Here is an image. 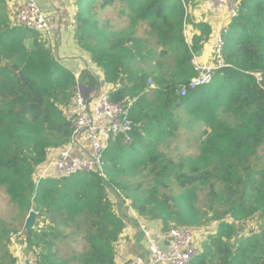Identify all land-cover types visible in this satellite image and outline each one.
Segmentation results:
<instances>
[{
	"label": "trees",
	"instance_id": "16d2710c",
	"mask_svg": "<svg viewBox=\"0 0 264 264\" xmlns=\"http://www.w3.org/2000/svg\"><path fill=\"white\" fill-rule=\"evenodd\" d=\"M195 1L77 0L78 46L102 71L106 86L118 87L112 101L131 104L137 128L130 144L118 140L106 151L104 176L36 184L35 171L48 155L73 141L65 109L76 86L96 88L100 78L88 68L75 76L39 33L12 26L8 5L0 0V188L21 214L35 211L44 220L31 241L39 264H70L54 250L57 225L68 220L84 227L85 239V251L70 261L117 264V245L130 221L127 201L162 232L215 224L190 264H264V0H241L225 36L228 67L209 86L182 97L179 91L195 77L193 55L212 33L198 22L200 34L187 42L184 29ZM114 7L128 26L117 32L108 18L103 28L111 32L104 34L100 12ZM139 25L159 51L145 47L135 34ZM137 60L152 69L132 68ZM182 127L196 133L198 153L176 161L162 147ZM175 185L178 195L171 193ZM199 191L207 193L204 210L195 205ZM114 201L124 214L115 212ZM247 221L258 230L238 231ZM0 238L8 241L7 232Z\"/></svg>",
	"mask_w": 264,
	"mask_h": 264
},
{
	"label": "built area",
	"instance_id": "2783aa9c",
	"mask_svg": "<svg viewBox=\"0 0 264 264\" xmlns=\"http://www.w3.org/2000/svg\"><path fill=\"white\" fill-rule=\"evenodd\" d=\"M5 1L13 8V16H10L13 27L37 32L41 38V34L48 32L49 15L40 9L37 0ZM206 1L210 13L225 12L230 20L237 16L241 3V0ZM228 32L229 24L215 37L205 62L199 61V57L194 53L192 66L195 77L179 91L182 97L209 86L217 72L228 67L225 61V36ZM184 34L186 35V32ZM256 76L262 80L261 74ZM130 108L131 104L113 102L111 92L103 88H100L96 95L77 91L72 104L65 109L66 117L73 129V141L66 148L59 150L57 157H53L54 152L48 155L47 160L35 171V183L39 184L47 179L63 180L90 173L104 176L106 151L118 140H122L124 144L133 141L137 126L130 118ZM79 139L88 145V155H75L74 148ZM129 212L133 214L139 231L146 240V254L129 257L120 253L117 255V264H190L200 254L198 248L200 231L174 227L159 236L132 208H129ZM117 246L118 250L120 243ZM14 249L16 251L14 264H39L38 258L25 253L20 245H15Z\"/></svg>",
	"mask_w": 264,
	"mask_h": 264
},
{
	"label": "rangeland",
	"instance_id": "374dc122",
	"mask_svg": "<svg viewBox=\"0 0 264 264\" xmlns=\"http://www.w3.org/2000/svg\"><path fill=\"white\" fill-rule=\"evenodd\" d=\"M38 6L40 7L41 0L37 1ZM84 4L86 5L87 2L84 1ZM121 7L120 5H117ZM41 9V8H40ZM110 10V11H109ZM106 10L104 15L102 16L103 12H100V16L102 17V21L100 22V25L102 28L104 26H109V23H106L108 21V18L110 19V24H115L112 25L114 30L120 31L123 30L128 26V21L120 16L118 7H114V9H109ZM97 13V12H96ZM98 14V13H97ZM96 18L98 19L99 16L96 15ZM102 33L104 34H109L111 32V28H103L101 29ZM229 33V32H228ZM135 34L141 38V40L144 42L145 47L147 48H152L156 51L158 50V46L156 44V40L150 35L146 27L143 26H138L135 29ZM228 35V34H227ZM226 35V36H227ZM92 36V35H91ZM46 40L45 38H41V42L45 44L47 48L50 50H54L53 47L51 46V41L44 42ZM50 42V43H49ZM95 43V41L93 40ZM30 42H28V46H30ZM78 43V42H77ZM53 44H55L53 42ZM55 47V46H54ZM94 65L93 63H91ZM132 68L135 69H141V68H146L148 70L152 69V66L146 65V64H141L138 60L135 61L132 64ZM95 72H97L98 75H100L97 71L96 68ZM100 71V70H99ZM151 83L148 82L152 88H155V85L153 81H150ZM177 138L169 140L164 147H162V150L166 153H168L169 156L174 158L176 161H178L181 158H187V157H194L198 153V143L196 141V133L191 131L190 129L186 127H182L178 133H177ZM264 156V152H262ZM182 191L178 188L177 185L172 187V194L178 195ZM207 193L204 191H199L198 192V200L196 201L195 205L198 209L204 210V204L207 200H204V197H206ZM115 196H112V199H114ZM116 200V199H114ZM115 205V212L123 213V207L122 211L121 208L119 207V203H116L114 201ZM128 207H130L131 202H128ZM127 206V205H126ZM120 208V209H119ZM135 211V210H134ZM136 212V211H135ZM126 214H132L131 212L128 211ZM133 215V214H132ZM29 215L27 214H21L19 208L17 205L12 203L7 196L5 190L3 188H0V234L2 230L7 232V239L8 241H5L3 238H0V264H9L10 257L13 258L15 262V255L16 251L14 249L15 245H20V247L23 248L24 252L27 254L34 255L38 258L37 256V248L31 246V241L33 238H30V234H34L36 230L40 231L42 228L46 226L44 220L41 218L36 217L35 221V226L33 227V230L29 232L27 229V221L29 219ZM228 221L231 223L232 220L228 219ZM129 225L128 222H126V225ZM152 224V223H151ZM155 224V223H153ZM60 227V231L58 235H60L59 240L56 242V246L54 250L59 251V257L60 259H63L65 261H69L70 264H75L74 262L70 261L72 258H75L78 254H81L82 252L85 251L84 247V227H77L75 221L73 220H68L65 223H61L57 225ZM247 227H238V231L244 233L248 232L251 233L253 231L258 230L257 223L255 221H247L246 222ZM77 227V228H76ZM153 226H150L149 228L151 229ZM177 227V226H176ZM215 227V224H211L210 226H200L199 228H194V231H200L201 232V238L198 243V248H200V243L202 240L205 239L206 234L210 230H213ZM47 228V227H46ZM83 228V229H82ZM154 228V227H153ZM174 228V227H170ZM169 228V229H170ZM179 228H192V227H179ZM245 229V230H244ZM247 230V231H246ZM155 231V230H154ZM203 238V239H202ZM141 243L143 246H146V240L142 236L141 238ZM79 252L76 254V252ZM61 252V253H60ZM144 256V255H142ZM39 260V258H38ZM14 264V263H13Z\"/></svg>",
	"mask_w": 264,
	"mask_h": 264
},
{
	"label": "crops",
	"instance_id": "0c3cea01",
	"mask_svg": "<svg viewBox=\"0 0 264 264\" xmlns=\"http://www.w3.org/2000/svg\"><path fill=\"white\" fill-rule=\"evenodd\" d=\"M195 2L196 6L189 8V22L185 26L184 32H186V35H184L187 42L190 44L193 36L200 34L196 27L198 22H203L210 26L212 33L209 40L203 45V49L197 53L199 61L205 62L215 37L223 31L225 26L228 24L230 26L231 20L225 12L210 13L207 8L206 0H196ZM40 5L41 10L46 12L50 18L48 32L41 34L42 38L51 41V46L54 49L53 52L63 66L72 71L75 76H79V74L87 68L95 72L94 68H96L100 74L98 75L97 72H95L100 78L97 87L109 90L110 92L117 89L118 87L116 86L101 85L102 82H104L102 79V71H99L95 65L91 64L92 61L89 54L78 46L75 37L76 16L79 12L77 0H41ZM7 7L9 15L13 16V8ZM46 40L44 41L47 42ZM53 42L55 44H53ZM89 92L96 95L98 90L96 89ZM53 152V157H57L58 151ZM74 153L79 156L88 155V145L79 139L75 144ZM127 217H129L130 221L128 222L129 225H126L122 237L120 238V253L129 257L145 255L146 246H143L141 243L142 234L137 226V221L131 214H128ZM148 225L149 227H154L151 229L153 231L155 230L154 232L157 235L161 236L164 233L157 224L149 223ZM245 227H247L246 224ZM246 234L249 233L247 232Z\"/></svg>",
	"mask_w": 264,
	"mask_h": 264
},
{
	"label": "water",
	"instance_id": "95a60500",
	"mask_svg": "<svg viewBox=\"0 0 264 264\" xmlns=\"http://www.w3.org/2000/svg\"><path fill=\"white\" fill-rule=\"evenodd\" d=\"M102 86H105V82H102L101 84ZM99 90L100 88L96 87V88H84L80 85H77L76 88H75V91H86V92H89V91H94V90ZM36 217H37V213L35 211H31L30 212V216H29V219L27 221V229L30 231L33 230V227L35 226V221H36ZM30 238H33V234L31 233Z\"/></svg>",
	"mask_w": 264,
	"mask_h": 264
}]
</instances>
